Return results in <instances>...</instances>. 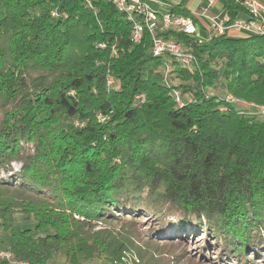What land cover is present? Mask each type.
<instances>
[{
  "label": "trees",
  "instance_id": "1",
  "mask_svg": "<svg viewBox=\"0 0 264 264\" xmlns=\"http://www.w3.org/2000/svg\"><path fill=\"white\" fill-rule=\"evenodd\" d=\"M228 8L232 23L245 11ZM157 34L193 63L155 57L148 31L134 42L107 0H0V225L12 261L52 264L64 249L66 264H150L153 240L129 225L150 212L201 232L222 264H264V121L227 101L264 106V36ZM167 63L179 85L157 72ZM16 216L33 227L16 230Z\"/></svg>",
  "mask_w": 264,
  "mask_h": 264
},
{
  "label": "built area",
  "instance_id": "2",
  "mask_svg": "<svg viewBox=\"0 0 264 264\" xmlns=\"http://www.w3.org/2000/svg\"><path fill=\"white\" fill-rule=\"evenodd\" d=\"M112 3L116 9L126 16L127 21L132 25L133 41L138 43L142 40L145 31H148L153 36L152 52L155 57H170L178 61L185 67H189L194 57L188 49H184L181 42L175 39H167L158 36L160 27L166 30H174L185 34L186 36L198 38V27L194 15H182L174 12H166L159 14L151 8L148 0H107ZM160 4L163 0H156ZM240 4L249 13L248 20H236L233 23L230 21L221 22L217 18L211 17L209 22V32L211 35L221 36L227 32L235 31L244 34L245 36H264V3L260 0H234ZM90 3L91 0H86ZM211 4L213 0H210ZM206 15V10L204 11ZM200 39V38H199ZM202 40V39H200ZM203 41V40H202ZM113 81L110 80L109 84ZM178 103L182 105L179 99V93L175 92ZM137 99L140 102L145 101L143 94ZM227 101L233 104L240 103L233 96L228 95ZM251 107L260 108L264 112V106L256 104H248ZM0 259L11 262L12 254L8 251H0ZM21 264V263H20Z\"/></svg>",
  "mask_w": 264,
  "mask_h": 264
},
{
  "label": "rangeland",
  "instance_id": "3",
  "mask_svg": "<svg viewBox=\"0 0 264 264\" xmlns=\"http://www.w3.org/2000/svg\"><path fill=\"white\" fill-rule=\"evenodd\" d=\"M161 10H164V8H161ZM244 15V13H241V16ZM157 72L163 73L165 83H167L168 85L180 84V79L176 77L178 75L172 73L173 70L170 66V63H167L166 66L163 65V67L158 69ZM172 78H175L173 79V82L171 80ZM218 88L219 84L217 86V89ZM209 92L210 94H216L215 90H210ZM236 105L238 106L237 108L241 110L242 114L254 115L257 119L264 121V112L262 109L251 107L250 105L244 102H238L236 103ZM223 111H227V109L223 108ZM19 168V164L13 165L14 171H18ZM1 176L6 177L7 175L5 173H2ZM175 220H167L169 221L168 225L158 226L159 219L156 216L151 217L149 212L140 213L139 215H137V217H135V222H131L129 224L130 226H132L133 230L137 233L140 239L143 240V242L153 240L152 249L154 252L152 254L155 260L153 262H150V264H222L219 259L216 258V251L208 250L206 240H203V238L199 235L201 234V232L192 234L197 230L195 229L196 231H193V227H190V231H192H189L187 235H183V231H181V228L179 226L180 224H178L179 222H177L175 226L169 225L172 224ZM122 223L123 221H120L118 223V226H120ZM103 225L106 224H100V226ZM27 227L32 228V223L26 222L20 216L15 217L14 228L16 230H23ZM177 237L179 238V241L175 239ZM13 242L14 239L12 233L4 231L0 225V251H7V249L13 245ZM133 261L134 260H132L131 263H133ZM139 263V261H136L135 264ZM9 264L20 263L11 261ZM52 264H66V254L64 249H61L60 252L54 257Z\"/></svg>",
  "mask_w": 264,
  "mask_h": 264
},
{
  "label": "crops",
  "instance_id": "4",
  "mask_svg": "<svg viewBox=\"0 0 264 264\" xmlns=\"http://www.w3.org/2000/svg\"><path fill=\"white\" fill-rule=\"evenodd\" d=\"M234 0H213L211 4L210 0H163L160 4L156 0H148L149 5L153 10L159 14H164L166 12H174L176 14L182 15H196L195 21L198 27L199 38L203 41L209 40L212 35L209 32V23L211 17L217 18L221 22L231 21L233 16L230 14L228 4L234 3ZM264 3V0L261 1ZM164 8V10H161ZM206 10V15L204 11ZM244 13V16H241ZM236 20H248L249 13L247 10H243L234 16ZM201 29V30H200ZM174 30H166L162 27L158 30L159 33H167ZM229 36L232 37H242L245 36L241 33L235 31H230Z\"/></svg>",
  "mask_w": 264,
  "mask_h": 264
},
{
  "label": "water",
  "instance_id": "5",
  "mask_svg": "<svg viewBox=\"0 0 264 264\" xmlns=\"http://www.w3.org/2000/svg\"><path fill=\"white\" fill-rule=\"evenodd\" d=\"M240 102H242V101H240ZM243 103V102H242ZM245 103V102H244ZM247 104H255V103H247ZM258 106H260V105H258Z\"/></svg>",
  "mask_w": 264,
  "mask_h": 264
}]
</instances>
